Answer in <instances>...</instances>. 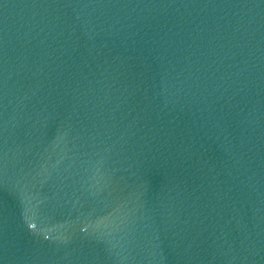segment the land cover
Masks as SVG:
<instances>
[{
	"label": "water",
	"instance_id": "obj_1",
	"mask_svg": "<svg viewBox=\"0 0 264 264\" xmlns=\"http://www.w3.org/2000/svg\"><path fill=\"white\" fill-rule=\"evenodd\" d=\"M0 264H264V0H0Z\"/></svg>",
	"mask_w": 264,
	"mask_h": 264
}]
</instances>
